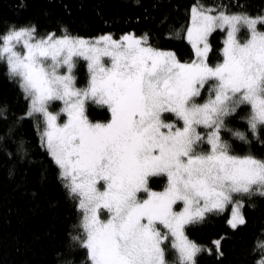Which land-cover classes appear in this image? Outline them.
<instances>
[{"label":"snow or ice","instance_id":"6c2138e0","mask_svg":"<svg viewBox=\"0 0 264 264\" xmlns=\"http://www.w3.org/2000/svg\"><path fill=\"white\" fill-rule=\"evenodd\" d=\"M58 28L60 34L53 28L38 35L34 23L9 24L0 31V62L27 98L22 117H36L40 144L82 213L69 249L86 248L90 264H197V254L212 249L191 239L185 226L230 204L227 223L236 228L246 222L240 197L264 196V156L237 152L232 143L236 137L264 145V12L195 0L184 32L190 60L154 46L147 31L87 37ZM214 29L226 34L223 58L212 64ZM80 57L88 75L78 85ZM57 100L62 107L51 111ZM89 102L106 107L109 117L90 119ZM242 107L248 111L240 115ZM235 116L246 128L229 123ZM156 176H166L162 189L150 186ZM213 243L223 256L221 240ZM252 252L254 264H264V238Z\"/></svg>","mask_w":264,"mask_h":264},{"label":"trees","instance_id":"16d2710c","mask_svg":"<svg viewBox=\"0 0 264 264\" xmlns=\"http://www.w3.org/2000/svg\"><path fill=\"white\" fill-rule=\"evenodd\" d=\"M195 0H0V31L9 24L27 22L37 26L43 34L63 24L72 34L94 37L112 32L117 37L125 31L136 34L148 32L151 43L173 50L179 59L190 60L193 49L185 37L189 8ZM205 5H227L231 10L250 14L264 12V0H199ZM245 32L244 27L239 35ZM170 33V34H169ZM209 62L223 58L224 30L214 29L209 34ZM77 83L87 80V68L78 59L74 68ZM207 95V89H204ZM27 98L15 79L9 77L0 62V264H58L72 259L73 264H90L86 248L78 244L69 249L73 226L82 213L76 200L69 196L58 176V168L40 144V128L36 117H22L27 110ZM248 111L240 109V115ZM86 112L92 120L109 117L106 107L89 102ZM166 119H173L169 114ZM234 127L246 128V121L233 117ZM203 130V128H201ZM227 135V132H225ZM264 139V136L261 137ZM23 140L24 152L17 148ZM237 152L251 151L264 156V145L259 140L247 144L232 138ZM165 176L150 180V186L162 189ZM245 200L242 211L246 222L232 228L227 220L230 204L221 212L209 214L202 222L185 226L191 239L207 245L211 252L197 254V264H254L258 253L252 252L254 241L264 238V196L253 194ZM221 240L223 256L216 254L214 240ZM170 244V241H169ZM57 253H60L58 256ZM167 258L174 260V250L168 249Z\"/></svg>","mask_w":264,"mask_h":264},{"label":"rangeland","instance_id":"374dc122","mask_svg":"<svg viewBox=\"0 0 264 264\" xmlns=\"http://www.w3.org/2000/svg\"><path fill=\"white\" fill-rule=\"evenodd\" d=\"M241 27H244V30H245V32L242 34V35H239V33H238V38L239 39H241V40H244V39H246L247 38V35H248V32H247V28H246V26H241ZM239 32V31H238ZM225 31H224V36H225ZM190 43V42H189ZM191 44V43H190ZM78 59H81V60H83L84 61V63H85V66H86V68H87V61H86V59L85 58H83V57H80V58H78ZM77 59V60H78ZM87 75H88V72H87ZM62 107V101H59V100H57V101H55V102H53L52 104H50L49 105V108H50V110L51 111H54V112H58V110L60 109ZM173 115V117H174V114H172ZM64 119H66V114L65 113H63V112H60L59 113V115H58V121L59 122H63L64 121ZM40 135H41V129H40ZM166 177V176H165ZM159 190V189H158ZM145 195H146V193H145ZM177 203H180V202H177ZM230 212H231V207H230ZM230 215V214H229ZM107 217V210L105 209V210H103V218H106ZM162 227V226H161Z\"/></svg>","mask_w":264,"mask_h":264}]
</instances>
